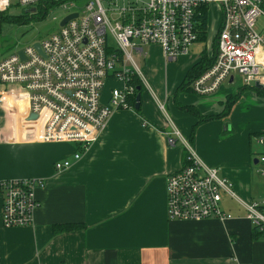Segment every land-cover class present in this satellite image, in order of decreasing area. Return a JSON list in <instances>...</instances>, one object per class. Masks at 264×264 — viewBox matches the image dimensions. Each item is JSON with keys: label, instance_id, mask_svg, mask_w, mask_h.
<instances>
[{"label": "crops", "instance_id": "crops-1", "mask_svg": "<svg viewBox=\"0 0 264 264\" xmlns=\"http://www.w3.org/2000/svg\"><path fill=\"white\" fill-rule=\"evenodd\" d=\"M213 10L219 9L213 5L207 19V29L211 25L214 33L212 51L205 53L209 57L219 23V17L209 22ZM144 46L141 73L154 86V97L140 96L139 112L113 110L84 150L34 135L25 139L24 133L32 132L25 91L0 83V181H44L34 192L38 207L27 226L4 225L0 194V264H264V237L252 236L244 208V203L264 199V164L257 162L264 148L256 143L258 137L264 139V97L243 88L225 117L201 122L189 139L194 119L175 100L217 115L236 93L227 86L233 78L207 96L191 90L176 94L201 54L180 56L170 67L158 45ZM257 58L264 63V49ZM166 114L188 135L192 151L230 183L233 196L223 192L220 202L229 218L168 220L166 178L181 167L184 150L178 142L167 144ZM63 160L70 166L54 169V162ZM63 223L84 228L54 234L52 225Z\"/></svg>", "mask_w": 264, "mask_h": 264}, {"label": "built area", "instance_id": "built-area-1", "mask_svg": "<svg viewBox=\"0 0 264 264\" xmlns=\"http://www.w3.org/2000/svg\"><path fill=\"white\" fill-rule=\"evenodd\" d=\"M12 0H0V13ZM49 0H16L32 12ZM86 0L80 8L71 3L67 14L77 13L63 26L33 44L7 53L0 59V83L19 85L28 103L26 120L38 140L73 142L84 150L104 129L113 110L133 109L129 98L137 94L130 83L135 75L154 97L133 55L144 58V45H158L165 61L187 55L199 40L202 18L207 19L213 5L221 16L215 32V54L211 65L191 83L190 90L200 96L213 94L231 73L243 76L246 86L264 90V63L257 54L264 49V0ZM65 15V16H66ZM107 35L114 41L108 45ZM22 50L23 59L17 54ZM120 83L110 89L107 103L101 102L106 79ZM233 78V77H232ZM136 96V95H135ZM164 111V104L158 103ZM35 114L34 120L28 116ZM164 131L169 145L180 143L184 150L181 167L166 178V216L168 220L199 221L230 215L221 207L223 192L233 195L231 185L217 170L192 151L188 138L166 114ZM256 142L264 148L263 137ZM79 150L73 154L79 158ZM264 164V149L257 159ZM54 169L70 166L68 160L55 161ZM261 173L264 170L260 169ZM42 179L19 178L0 181L2 220L5 226H27L38 207L34 196L43 187ZM247 218L264 237V199L244 203Z\"/></svg>", "mask_w": 264, "mask_h": 264}, {"label": "rangeland", "instance_id": "rangeland-1", "mask_svg": "<svg viewBox=\"0 0 264 264\" xmlns=\"http://www.w3.org/2000/svg\"><path fill=\"white\" fill-rule=\"evenodd\" d=\"M85 1L86 0H66L60 4L48 5L46 7L45 15L41 18V16L36 15L33 17L31 12L27 11L26 8L17 5L16 0H12V5L3 14L4 16H6V19L0 21V59L13 50L20 49L21 47L31 45L38 40L44 39L50 33L57 30L60 20L67 14L68 10L71 8V3L77 6L79 9L80 6L85 3ZM102 1L106 5V1ZM220 16V11L217 12L216 10H213L209 22H212L213 24L218 17L220 21ZM263 25L264 20L263 18H260L256 21L255 28L259 29ZM211 28V25L208 26L205 39L200 40L199 42L196 41L190 46L189 55L199 56L202 52L209 54L212 51V38L214 33L210 31ZM107 41L109 46H112V44H114V41L110 35H107ZM143 49L146 51L147 47L143 46ZM133 59L136 65L139 67L140 71L142 73H145V58H139L134 54ZM148 62L149 59H146V63ZM174 63L175 62L173 61H169L168 65L171 67V65H173ZM231 76L233 77V82L231 84H227V86L232 87L236 93L241 91L243 88L244 90H246V92L252 91L253 93H257L253 88L245 85L242 75L234 72L231 73ZM149 84L155 91L154 86L151 85V83ZM224 86H226V82H223L221 84V87ZM113 87H120V83L117 82V80L111 78L106 79L100 95L101 102L107 103V97L109 95L110 89ZM145 95L151 96L149 90L144 87L141 92V97H144ZM260 96L264 97V95ZM181 133L183 134V136L188 138V135L184 134L182 131Z\"/></svg>", "mask_w": 264, "mask_h": 264}, {"label": "trees", "instance_id": "trees-1", "mask_svg": "<svg viewBox=\"0 0 264 264\" xmlns=\"http://www.w3.org/2000/svg\"><path fill=\"white\" fill-rule=\"evenodd\" d=\"M64 1H66V0H49L48 2H46L43 5L39 4L34 9V11L31 12L32 16L34 17L36 15V16H41V18H42L46 13V7L48 5L60 4ZM3 14H4V12L0 13V21L6 19V16H4ZM204 38H205V19L202 18V26H201V32H200V38L199 39L202 40ZM214 49H215V44H214ZM214 54H215V50H214V53L210 57L208 55H206L204 52L201 53L199 60L196 61L194 64H192L187 69L186 73L184 74L182 81L176 87V90H175L176 94L179 92L190 91V83L199 74H201L205 69H207L211 65ZM130 83L135 87L136 93L139 92L141 94L143 87L141 85L140 80L135 75H131ZM250 87L253 88L257 92V94L264 95V90L259 89L257 87H253V86H250ZM135 95H133L132 97L129 98L130 103H132V104H134V102H135ZM238 97H239L238 93L230 94V96H228L227 100L224 103L223 110L217 115L202 114L193 105L181 104L175 100V104L178 108H180L181 110H183L184 112H186L187 114H189L190 116H192L194 118V123L192 124V126L190 128L189 139L192 138L196 126L198 124H200L201 122L209 121V120H212V119L217 118V117H220V118L225 117L228 114V112L230 111V108L233 105V103L236 102V100L238 99ZM139 108H140V106H139ZM139 108L134 109V110L136 112H139ZM82 228H84V225L82 223L53 224L52 225V232L54 234H57V233H61V232L73 231V230H78V229H82ZM259 235H260V233L258 232V230L253 227L252 236L254 238H257Z\"/></svg>", "mask_w": 264, "mask_h": 264}, {"label": "water", "instance_id": "water-1", "mask_svg": "<svg viewBox=\"0 0 264 264\" xmlns=\"http://www.w3.org/2000/svg\"><path fill=\"white\" fill-rule=\"evenodd\" d=\"M76 16H77V13H70V14L64 16V17L60 20V22H59V26H63L68 20L73 19V18H75ZM33 46H34V48H35L37 51L40 52L39 44H38L37 42H35V43L33 44ZM17 54L19 55V57H20L21 59L24 58V57H23L22 50H18V51H17ZM231 80H232V77H230V81H231ZM255 87L261 89V87H260L259 85H257V84H255ZM140 96H141V94L138 92V93L136 94V96H135V102H134V105H133V109H138V108H139V106H140ZM35 118H36V115H35V114H30V115L28 116V119H29V120H34ZM32 136H33L32 132H25V133H24V138H25V139H30V138H32ZM254 162H256V159L254 160Z\"/></svg>", "mask_w": 264, "mask_h": 264}]
</instances>
